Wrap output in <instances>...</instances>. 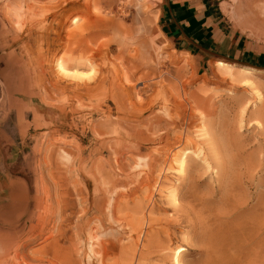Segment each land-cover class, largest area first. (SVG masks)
<instances>
[{
	"label": "rangeland",
	"instance_id": "1",
	"mask_svg": "<svg viewBox=\"0 0 264 264\" xmlns=\"http://www.w3.org/2000/svg\"><path fill=\"white\" fill-rule=\"evenodd\" d=\"M220 1L264 42V0ZM158 19V0H0L13 264H264V71L199 67Z\"/></svg>",
	"mask_w": 264,
	"mask_h": 264
},
{
	"label": "crops",
	"instance_id": "2",
	"mask_svg": "<svg viewBox=\"0 0 264 264\" xmlns=\"http://www.w3.org/2000/svg\"><path fill=\"white\" fill-rule=\"evenodd\" d=\"M220 0H158L161 37L202 65L216 60L264 71V42L232 27Z\"/></svg>",
	"mask_w": 264,
	"mask_h": 264
},
{
	"label": "bare ground",
	"instance_id": "3",
	"mask_svg": "<svg viewBox=\"0 0 264 264\" xmlns=\"http://www.w3.org/2000/svg\"><path fill=\"white\" fill-rule=\"evenodd\" d=\"M78 2V1H77ZM91 3V2H90ZM73 22H76V18L72 20ZM73 36V35H72ZM218 67L220 68H224L226 66L225 63L219 61L216 63ZM56 67L61 71V72H66L60 65V63L57 61L56 63ZM231 68V67H230ZM227 73V72H226ZM247 74V73H246ZM235 148V146H234ZM232 149V148H231ZM219 155V154H218ZM182 156V155H181ZM182 158V157H181ZM180 165H183V161L180 160L179 162ZM21 196V195H20ZM20 196H16V194L13 196H11L10 198V202L8 204H3L0 205V214H3L5 212H7V208L12 207V208H19L20 210H23V208H25L27 206V202H25L26 197L22 195V197L20 198ZM24 238V237H23ZM22 238V239H23ZM21 239V240H22ZM14 241L15 238L13 236H4V235H0V264H13L14 261V257L15 254L17 252L13 250L14 248Z\"/></svg>",
	"mask_w": 264,
	"mask_h": 264
}]
</instances>
